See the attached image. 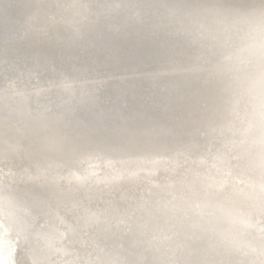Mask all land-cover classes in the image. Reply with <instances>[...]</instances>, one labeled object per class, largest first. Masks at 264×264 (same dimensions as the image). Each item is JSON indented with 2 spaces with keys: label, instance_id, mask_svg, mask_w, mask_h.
Segmentation results:
<instances>
[{
  "label": "bare ground",
  "instance_id": "bare-ground-1",
  "mask_svg": "<svg viewBox=\"0 0 264 264\" xmlns=\"http://www.w3.org/2000/svg\"><path fill=\"white\" fill-rule=\"evenodd\" d=\"M262 3L0 0L5 228L63 264H264Z\"/></svg>",
  "mask_w": 264,
  "mask_h": 264
},
{
  "label": "water",
  "instance_id": "water-1",
  "mask_svg": "<svg viewBox=\"0 0 264 264\" xmlns=\"http://www.w3.org/2000/svg\"><path fill=\"white\" fill-rule=\"evenodd\" d=\"M8 12L10 13V15H13L15 14L16 9H13L12 7H9V6L6 7V12H2V10L0 9V20L2 19L0 22V25L1 23L4 22V19L6 15L8 14ZM4 194L8 195L5 191H4ZM0 196H1V193H0ZM3 210L7 211L8 209L7 207H5V204L1 205V202H0V232H1L0 234H2V236L10 235V237H7L8 239L6 238L5 240H0V264H63L62 258L57 257L55 255L53 248L49 249L48 247H45V249L33 250L34 248L32 247L34 246V235H31L30 233L31 232L30 225L32 223L28 221L29 219L25 218L24 216L25 213L23 212V210H15V209L12 210V207H11L12 213L19 215L18 217L16 216L18 220L15 219L14 216L13 218L10 219L11 220L10 222L16 229V232L15 231L10 232L9 230L5 228L4 220L6 217L3 215ZM93 218L94 217L91 216L88 219V221H95L93 220ZM58 225L60 224L57 223L56 226ZM35 229H36L37 234H41L39 233V231H41L42 229L39 226L37 227L36 225ZM29 239H31L32 245L29 244L28 242ZM20 240H22L23 242L20 243ZM15 242H18L20 244L19 245L20 246L19 256L18 257L14 256V252H15V248H14V252L10 253V255L8 254L9 255L8 258H4L2 255L9 250L11 251V248H13V246L15 247V244H14ZM23 245H26V247H22ZM33 251H36V252L32 253ZM42 258H44L45 261H41ZM71 264H75V263L72 262ZM83 264H88V263H86V260H84Z\"/></svg>",
  "mask_w": 264,
  "mask_h": 264
},
{
  "label": "snow or ice",
  "instance_id": "snow-or-ice-1",
  "mask_svg": "<svg viewBox=\"0 0 264 264\" xmlns=\"http://www.w3.org/2000/svg\"><path fill=\"white\" fill-rule=\"evenodd\" d=\"M261 11H262V14H264V3H262Z\"/></svg>",
  "mask_w": 264,
  "mask_h": 264
}]
</instances>
